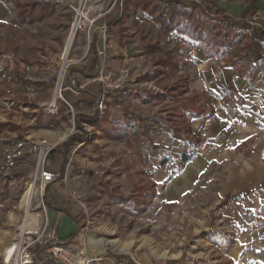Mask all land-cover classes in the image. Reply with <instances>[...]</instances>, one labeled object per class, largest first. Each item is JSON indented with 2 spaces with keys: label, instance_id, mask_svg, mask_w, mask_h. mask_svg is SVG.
<instances>
[{
  "label": "rangeland",
  "instance_id": "374dc122",
  "mask_svg": "<svg viewBox=\"0 0 264 264\" xmlns=\"http://www.w3.org/2000/svg\"><path fill=\"white\" fill-rule=\"evenodd\" d=\"M136 3L118 29L132 47L125 53L127 63L120 72L102 73L104 86L95 101L82 93L67 97V89L60 97L55 88L57 80L62 87L78 82L68 76L71 65L80 63L71 55L75 36L64 39L59 59L46 68V51L31 45L43 43L44 33L60 45L52 23L18 30L13 19L9 31L0 34V264H22L26 253H34L31 264H82L104 254L146 264L162 259L264 264V168L256 169L264 158L254 155L264 121L231 90L213 87L218 65L200 66L193 54L200 44L213 52L207 32L199 45L183 33L189 30L181 23L166 32L155 19L159 6L153 14H139L143 8ZM74 5L63 10L60 29L68 28ZM11 43L18 52L7 53ZM27 53L32 64L26 63ZM30 66L49 71L39 93L47 101L41 107L34 104L41 100L31 93L26 75ZM41 109L57 117L56 126L30 127L32 112ZM119 120L113 129L111 123ZM43 167L62 175L43 187ZM52 208L74 214L79 222L78 240L66 245V258L46 250ZM15 244L6 261L5 250Z\"/></svg>",
  "mask_w": 264,
  "mask_h": 264
},
{
  "label": "crops",
  "instance_id": "0c3cea01",
  "mask_svg": "<svg viewBox=\"0 0 264 264\" xmlns=\"http://www.w3.org/2000/svg\"><path fill=\"white\" fill-rule=\"evenodd\" d=\"M76 1L78 0H0V34L9 31V23L10 21H13V19L16 21L15 24L17 25L16 28H18V30H24L27 28L28 30L33 31L35 30L36 24H38L40 27L49 28V23H52L51 26H55L57 28L55 29L56 31L54 34L57 35L56 38L60 41V45H57V42H55V40H49V37L46 33H44L46 37L43 43H40L39 45H31L33 46L34 50H40V48H43V50L46 51V56L44 58L47 59L45 60V62L47 63V68L48 65L53 64L54 60L56 61L59 59L62 50L60 46L63 43L64 39L66 38L67 40L69 36V33H67V27L63 29L59 28V26H61V23L64 22V17L62 15L63 10L67 9L68 7L71 10L70 6L72 4H75ZM137 1L138 0H121L124 7L123 18H118L119 7L116 1V3L111 6L106 14L98 17L95 25L90 28L87 33H85V31H77L75 34L71 35L75 36L76 38L75 46L73 49L74 52L72 51L71 55L74 54L75 56H77V59H73L74 61L80 63L71 65L68 75L77 78L78 82L76 86H82L80 90L82 93V98L88 97L92 101L97 100L98 94L100 91H102V88L104 86V83H102L101 80V78L104 77L102 73H107L108 70H110V73H113L114 71L120 72L122 65H126L127 56L125 55L128 54L125 53L126 50L128 52L132 51V47L128 46L129 43H126L125 39H122L124 36H122L121 38L120 34L122 33V29L120 33H118V29L126 24L128 18L127 16L130 14V10L132 9V7H135V5H137ZM152 1L154 3L156 1L161 6L166 7L167 11L169 12L173 11L176 6L179 7L184 3H190L192 4V6H194L195 9V12L192 11L193 15L197 13L196 10L198 11V9L199 11L203 10L206 15H208L209 12L214 13L216 14L214 17L210 15L208 16L213 19L216 18L218 23H221L222 25L226 22V17L236 19L242 18L243 15L254 13H259L264 17V0H204V2L208 6L207 12L198 4H196L194 0ZM218 9L219 11H217ZM143 12L146 13L147 10L143 8L139 12V14ZM69 13V19L67 20L68 22L72 20L73 16L72 11ZM103 24L108 25L106 34L101 31V26ZM66 26H68V23ZM229 28L231 29L229 36H226L227 44L223 46V44L216 41V47L224 50L223 54L220 53V57H217L216 55L214 57L215 60L212 57H208L202 51L201 46H198V48L195 47L193 54L200 59V66L218 65V67L216 66L217 72H215L216 78L215 80L214 78H212L213 80H211L213 87H216L221 91H223L222 89L224 88L227 90H231L236 99L238 101H241L240 104H243L244 108H249L250 114L253 117H261L264 121V37H262V39L251 38V35H246L241 28L231 26ZM164 34L168 35V33L165 32ZM228 47H230V50L228 49L227 51ZM77 48L80 50L79 57L76 52ZM235 48L239 49L240 52L243 51V55H238L234 50ZM9 49L10 50H8L7 52L9 54H13V51L18 52V50L14 48L13 44ZM223 56H227L226 58L228 59H226V62ZM27 57L28 60H26V63L32 64L30 61L31 53H27ZM104 63L107 68L103 69ZM244 63H247V65H245ZM240 64L242 65L237 66ZM225 65H231L233 67L229 68ZM235 68H240V71L236 72ZM30 69V73L26 75H29L28 77H30L29 83L31 86V93L37 94V98L41 100L38 102H34V104H36L37 107H41V105H43L47 101L42 100V96H39V93H41V91L46 88L47 83H45V77L49 75V71L43 69L39 71L38 67L35 66H30ZM99 70L101 73H99ZM207 78L208 77H206V79ZM209 83L210 82H208V84ZM12 84L13 86L15 85L14 83ZM205 84H207V82ZM34 89L36 90L35 92ZM63 94H65L67 97L70 95L74 96V93L69 90L63 92ZM32 109L37 108L32 106ZM41 111L51 113L50 111H45L43 109L39 111L36 110L31 114L33 122V114L39 113ZM30 127L35 128L34 123ZM46 128L47 127L35 129H38L40 131ZM33 135H35V133H33ZM256 139L257 141L254 143V155L261 159L264 158V135H262L261 138ZM262 168H264V165L256 169L259 170ZM50 187L51 185H48V188ZM260 197L263 200L264 193ZM49 211L48 223L50 224V227L54 229L55 237L57 238V240L59 242H63L60 240L73 235L71 241H68L69 243L64 242V244L69 245L70 243H73L74 240L77 241L78 238L76 237V233L78 231L79 222H77L74 214L68 211L66 212L56 210L54 208L49 209ZM149 263L151 262H148V264Z\"/></svg>",
  "mask_w": 264,
  "mask_h": 264
},
{
  "label": "built area",
  "instance_id": "2783aa9c",
  "mask_svg": "<svg viewBox=\"0 0 264 264\" xmlns=\"http://www.w3.org/2000/svg\"><path fill=\"white\" fill-rule=\"evenodd\" d=\"M116 1L119 7L118 18L119 17L123 18L124 7H123V2H121V0H78L75 3L76 5L72 7L73 16L67 28V33H69V36H71L72 34H75L77 31L85 30L86 32H88L90 28H92L95 25L98 17L103 14H106L111 8V6L116 3ZM194 1L196 2V4H198L202 9H204L207 12L206 3H203V1L201 0H194ZM208 15L214 17L216 14L209 12ZM236 19L242 20V21L244 20V22L247 24V26L242 29V31L246 35L250 36L252 34V29H257V30L259 29L260 31L264 33V17L261 16L259 13L243 15L242 18H236ZM107 26H108L107 24H103L101 26V31L104 32L105 34L107 33V29H108ZM58 76H63V75L59 73ZM105 86L107 87L109 86V84L105 83ZM55 88L57 89V92L59 93L58 95L62 97L63 96L62 91L64 89L72 91L74 94H80L81 93L80 90L82 86H76L75 79H72L70 80V82L67 83L66 87H62L61 83H59V81L57 80V82L55 83ZM54 108L55 109H52V110L56 111L57 106H54ZM58 175L59 174L52 171L51 169L47 167H43L39 174V180L42 186L44 187L45 185L50 184L51 182L55 181L56 178H58ZM50 238L52 239L48 240L50 241V244H49L50 246L48 245L49 247L46 249L47 252H49V254H52V256H55V257H59L60 255L64 257L65 254L68 253L69 249L64 243H61L57 240V238L55 237L54 229H52V232L50 233ZM33 256H34V253H32L31 255L29 253H26V256L23 259L22 264H31L34 259L32 258ZM42 264H45V263H42ZM82 264H143V263L139 262L136 259H126V258H120V257L116 258V257L107 256L104 254V255H99L97 257H92L89 259L86 258V260ZM149 264H175V263L171 261L170 259H162V260L154 261Z\"/></svg>",
  "mask_w": 264,
  "mask_h": 264
},
{
  "label": "trees",
  "instance_id": "16d2710c",
  "mask_svg": "<svg viewBox=\"0 0 264 264\" xmlns=\"http://www.w3.org/2000/svg\"><path fill=\"white\" fill-rule=\"evenodd\" d=\"M139 4V6L141 5L142 8H144L145 10L148 11L149 14H153L154 10L157 6H159L161 8L160 13L156 14L155 19L157 20V22H159L161 24L162 27H165L166 32H169L170 29L172 28H176L179 24L181 23V25H184V28L186 30H189L188 32H183L184 34H188L191 38H193L194 41L197 42V44L199 45L200 43L204 42L207 34L211 37L210 40H208V44L210 43V47L211 50H213V52H206L205 48H202V51L208 56V57H214L217 53H224V50L220 49L217 46V43H221L224 45H226L227 43V39L226 36H229L230 33V26L231 27H237V28H241L243 29L244 27L247 26V24L244 22V20H238V19H231L230 17H226V22L222 25L221 23H218V21L216 20V18L214 19H209L210 17L208 15H206L203 10H200L199 13L197 15H193L192 13V9L193 6L190 3H184L181 6H176L174 8L173 11H167L166 7L161 6L158 2L154 3L152 0H138L137 1ZM155 4V6L152 8V12L149 11V6ZM219 11V9L217 10ZM164 14V16H163ZM165 16H167L168 20L165 21ZM205 35V36H204ZM262 37H264V34L262 33V31H260L259 29H252V34H251V38H256V39H262ZM200 46H202V44H200ZM215 48H217L215 50ZM215 50V52H214ZM156 98L160 97V95L158 94V96H155ZM34 117V127L35 128H42V127H47V128H52L53 126H56V124L59 122L57 120V117L55 115H53L52 113L49 112H39L36 114H33ZM79 120L82 121H94L93 117L87 116V115H79L78 116ZM122 121H118L115 124L111 123L112 128L115 129L116 126H120ZM124 125V123H123ZM123 129V128H122ZM124 131V130H123ZM125 132V131H124ZM118 138H122L124 135L120 134V132L118 131ZM126 134V132L124 133ZM77 136V135H74ZM79 139H81L82 137H78ZM186 154L184 153L182 155L183 160L186 159ZM190 157V156H189ZM59 175H62V171H60ZM73 238V235L69 236L68 238L62 239L60 241H63L61 243L64 242H68L71 241V239ZM48 244H50V241H47ZM35 264H40V263H36Z\"/></svg>",
  "mask_w": 264,
  "mask_h": 264
},
{
  "label": "bare ground",
  "instance_id": "6f19581e",
  "mask_svg": "<svg viewBox=\"0 0 264 264\" xmlns=\"http://www.w3.org/2000/svg\"><path fill=\"white\" fill-rule=\"evenodd\" d=\"M33 183L30 184L28 186V188L26 189V191L24 192V197H23V205L24 206H28L30 198L32 197V192H33ZM83 238V237H82ZM16 248V244L13 245L12 247H9L5 250L4 254L6 255V261L9 260L10 256L12 255L11 253L13 252V250ZM10 261V260H9Z\"/></svg>",
  "mask_w": 264,
  "mask_h": 264
}]
</instances>
